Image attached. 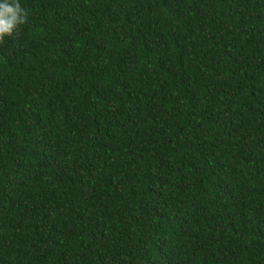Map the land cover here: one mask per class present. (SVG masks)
<instances>
[{
	"label": "trees",
	"instance_id": "obj_1",
	"mask_svg": "<svg viewBox=\"0 0 264 264\" xmlns=\"http://www.w3.org/2000/svg\"><path fill=\"white\" fill-rule=\"evenodd\" d=\"M19 3L0 264H264V0Z\"/></svg>",
	"mask_w": 264,
	"mask_h": 264
},
{
	"label": "clouds",
	"instance_id": "obj_2",
	"mask_svg": "<svg viewBox=\"0 0 264 264\" xmlns=\"http://www.w3.org/2000/svg\"><path fill=\"white\" fill-rule=\"evenodd\" d=\"M27 15L19 0H0V42L13 36L19 25L26 22Z\"/></svg>",
	"mask_w": 264,
	"mask_h": 264
}]
</instances>
